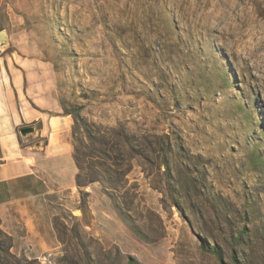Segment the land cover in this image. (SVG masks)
Wrapping results in <instances>:
<instances>
[{"label": "rangeland", "instance_id": "rangeland-1", "mask_svg": "<svg viewBox=\"0 0 264 264\" xmlns=\"http://www.w3.org/2000/svg\"><path fill=\"white\" fill-rule=\"evenodd\" d=\"M1 31L31 106L123 148L45 263L0 228L1 264H264V0H0Z\"/></svg>", "mask_w": 264, "mask_h": 264}, {"label": "crops", "instance_id": "crops-1", "mask_svg": "<svg viewBox=\"0 0 264 264\" xmlns=\"http://www.w3.org/2000/svg\"><path fill=\"white\" fill-rule=\"evenodd\" d=\"M3 49L0 44V228L13 238L11 251L44 262L43 256L59 247L54 221L63 190L78 189L73 120L60 110L31 106L41 105L42 98L30 94L35 86L27 85L28 69L12 66ZM34 121L40 127L32 124L36 131L23 137L20 129Z\"/></svg>", "mask_w": 264, "mask_h": 264}, {"label": "trees", "instance_id": "trees-1", "mask_svg": "<svg viewBox=\"0 0 264 264\" xmlns=\"http://www.w3.org/2000/svg\"><path fill=\"white\" fill-rule=\"evenodd\" d=\"M66 114H71L74 119V123L72 125L74 144L73 157L78 166V172L75 177L76 185L81 189V187L88 186L90 183L96 181L103 183L105 180H113L116 175H122L120 170L112 167L111 164L108 163V160L114 159V164L116 166L121 165V162L118 161L120 159L119 156L115 157L112 153H121L123 148L118 142H115L113 136L102 135L101 137H94L88 128V123L86 121L81 122L79 115H76L71 111H67ZM87 132L92 139L94 138L96 140L95 143H99L98 145L93 143L91 146L89 143L84 141L81 135L84 133L86 134ZM88 134L86 135L87 137H89ZM78 142L81 143L82 148L78 146ZM82 156L84 158H81ZM95 157H97V160H94ZM90 158L91 160H89ZM105 175H108L110 178L107 179ZM114 205L117 212L123 216L120 206L116 204V202H114ZM134 229H137L135 225ZM214 250L217 252V249Z\"/></svg>", "mask_w": 264, "mask_h": 264}, {"label": "water", "instance_id": "water-1", "mask_svg": "<svg viewBox=\"0 0 264 264\" xmlns=\"http://www.w3.org/2000/svg\"><path fill=\"white\" fill-rule=\"evenodd\" d=\"M7 39V34L6 32L4 31H1L0 32V42L3 43L5 42ZM36 131V127L34 125H26V126H23L21 129H20V133L23 137H27L31 134H33L34 132Z\"/></svg>", "mask_w": 264, "mask_h": 264}]
</instances>
